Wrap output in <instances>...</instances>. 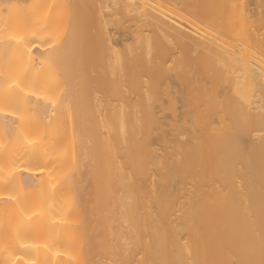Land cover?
I'll list each match as a JSON object with an SVG mask.
<instances>
[{
    "label": "bare ground",
    "instance_id": "obj_1",
    "mask_svg": "<svg viewBox=\"0 0 264 264\" xmlns=\"http://www.w3.org/2000/svg\"><path fill=\"white\" fill-rule=\"evenodd\" d=\"M181 1L0 0V264H264V0Z\"/></svg>",
    "mask_w": 264,
    "mask_h": 264
},
{
    "label": "rangeland",
    "instance_id": "obj_2",
    "mask_svg": "<svg viewBox=\"0 0 264 264\" xmlns=\"http://www.w3.org/2000/svg\"><path fill=\"white\" fill-rule=\"evenodd\" d=\"M189 1H191V0H184V1H181V2H177V3H175V4H171V3H168V6L170 7V8H172V9H179V8H181V7H185L187 4H188V2ZM196 1H198V0H196ZM193 11V10H192ZM191 11V12H192ZM264 13V12H263ZM253 15L255 16V17H257V16H260L261 15V13L259 14V13H257L256 11H255V13H253ZM169 119H166V121H168ZM165 128L167 129L168 128V126L167 125H165ZM170 136V135H169ZM89 229V228H88Z\"/></svg>",
    "mask_w": 264,
    "mask_h": 264
}]
</instances>
